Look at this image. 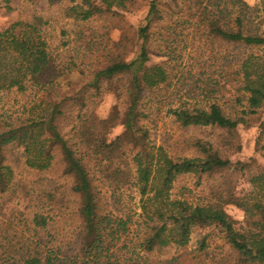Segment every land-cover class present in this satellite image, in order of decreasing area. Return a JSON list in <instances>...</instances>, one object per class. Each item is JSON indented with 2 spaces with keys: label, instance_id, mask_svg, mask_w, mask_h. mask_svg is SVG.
Here are the masks:
<instances>
[{
  "label": "trees",
  "instance_id": "16d2710c",
  "mask_svg": "<svg viewBox=\"0 0 264 264\" xmlns=\"http://www.w3.org/2000/svg\"><path fill=\"white\" fill-rule=\"evenodd\" d=\"M64 1L65 17L78 22L127 10L132 2ZM261 5L256 12L246 0L152 1L137 32L141 51L135 60L112 59L94 82L0 131V206L17 199L26 203L23 211L12 212L32 215L45 233L55 217L74 224L64 257L36 233L19 247L8 239L0 245V264H183L181 256L166 257L169 250L185 249L194 229L206 227L224 234L234 264H264V169L249 176L245 195L234 192L233 179L215 186V200L204 205L172 192L186 175L232 177L228 171L250 167L233 163L223 151L241 150L236 130L246 119L240 115L257 116L264 109V0ZM48 26L35 15L0 31V91L25 93L34 86L48 91L65 74L51 55ZM190 35L199 43L193 68L201 77L199 89H208L205 98L234 89L241 94L237 105L245 101L246 110L230 115L218 102L199 107L177 100L166 114L180 129L211 128L220 134L216 142L192 140V156L171 155L156 145L146 125V100L170 88L172 66L150 62L176 53L172 46ZM104 91L114 94L117 104L102 118L97 108ZM118 126L123 132L112 137ZM9 149L22 151L27 170L47 185L18 182L7 163ZM131 193L139 198L138 208L125 200ZM225 203L243 212L244 227L237 226Z\"/></svg>",
  "mask_w": 264,
  "mask_h": 264
},
{
  "label": "rangeland",
  "instance_id": "374dc122",
  "mask_svg": "<svg viewBox=\"0 0 264 264\" xmlns=\"http://www.w3.org/2000/svg\"><path fill=\"white\" fill-rule=\"evenodd\" d=\"M155 0H132L127 10L105 13L94 17L87 22H78L65 17L64 9L68 2L64 0H0V31L10 27L18 21H31L36 16H42L49 22L46 29V39L49 42L52 57L57 66L63 71L55 84L48 91L34 86L27 92L0 91V131L7 130L22 124L31 117H37L42 109L57 99L69 96L81 89L85 84L94 82V75L99 69L105 68L112 59H121L131 62L137 58L141 51V41L137 32L144 22L149 5ZM172 0H162L170 4ZM256 9L262 8L261 0H246ZM260 11V10H259ZM255 12L254 15H257ZM184 37H181L183 39ZM175 43L172 46L175 52L168 57H152L150 64L168 62L173 71L169 89L163 91L157 98L146 100L148 104L149 119L146 122L151 131L152 138L157 146L164 147L171 155H194L189 146L194 139H209L216 142L220 132L211 128L207 129H180L166 111L169 106L176 105L177 100L188 105L205 107L208 103L218 102L228 114L238 115L246 110V102L237 105L236 97L241 94L234 89H219V93L205 98V91L199 89L198 78L201 79L193 66L200 52L193 50L199 47L192 36ZM170 52V51H168ZM264 54V48L260 49ZM192 71L189 73V70ZM187 71V74H186ZM200 73V72H199ZM48 104V105H47ZM117 104V98L110 92H105L100 98L97 113L102 118L108 116L112 107ZM246 119V124L238 126L237 142L240 151L227 150L223 155H228L233 163H242L250 167H239L238 171L230 170L229 174L220 178L186 175L179 178L174 184L173 194L192 203L207 204L215 200L213 189L223 181L231 182L233 190L238 195H245L250 191L249 176L264 169V109L257 116L240 115ZM123 132V127L118 126L112 131V137ZM189 149V150H188ZM7 163L12 166L16 180L21 184L31 187H45L46 183L39 181V175L27 170L22 157V151L9 149ZM129 205H139L136 194L127 195ZM134 197V198H132ZM133 199V200H132ZM213 199V200H212ZM13 201L12 205L0 206V245H7L12 240V245L23 244L36 233L45 241H51V247L60 251L64 257L68 250L74 224L69 218L55 219L41 232L34 222L32 215H22L12 212L16 207L23 211L26 203ZM34 207V206H33ZM226 212L238 222V227L245 226V217L241 210L231 204L225 203ZM34 209V208H33ZM140 213V210H137ZM5 232V233H4ZM182 257L183 264H234V254L227 244L224 234L216 227L195 228L191 240L185 249H170L166 257Z\"/></svg>",
  "mask_w": 264,
  "mask_h": 264
}]
</instances>
